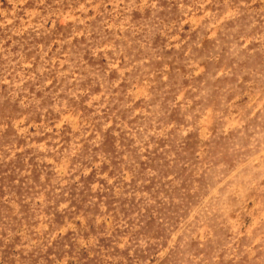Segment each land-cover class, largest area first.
<instances>
[{"label": "rangeland", "instance_id": "374dc122", "mask_svg": "<svg viewBox=\"0 0 264 264\" xmlns=\"http://www.w3.org/2000/svg\"><path fill=\"white\" fill-rule=\"evenodd\" d=\"M0 264H264V0H0Z\"/></svg>", "mask_w": 264, "mask_h": 264}]
</instances>
